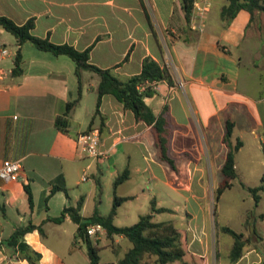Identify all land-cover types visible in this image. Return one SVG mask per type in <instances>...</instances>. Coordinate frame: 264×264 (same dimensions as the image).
Here are the masks:
<instances>
[{
	"label": "crops",
	"instance_id": "0c3cea01",
	"mask_svg": "<svg viewBox=\"0 0 264 264\" xmlns=\"http://www.w3.org/2000/svg\"><path fill=\"white\" fill-rule=\"evenodd\" d=\"M195 2L186 21L181 0H0L1 15L18 24L32 20L34 36L78 50L89 48V62L109 69L119 80L139 73L145 58L167 67L172 82L158 80L144 101L155 117L167 107L168 155L174 162L171 167L160 159L153 124L137 121L112 95L101 98L99 116L93 117L94 107L88 118H80L86 95L82 86L87 83L96 91L100 78L94 71L81 70L78 80L68 56L25 42L20 47L21 71L14 73L16 39L0 28V49H7L0 55V165L6 159L19 160L26 178L0 180L2 237L16 226H40L42 233L34 228L24 239L41 254L42 264H88L84 243L75 239L78 225L69 214L60 222L47 218L60 216L64 207L76 206L80 198L81 216L89 217L95 210L107 215L100 210L104 186L114 192L115 177L128 169V178L115 188L116 195L128 197L119 206L158 183L192 201L194 209L185 211L177 223L159 221L185 232L187 264H264V235L256 228L241 232L245 246L235 262L229 259L233 241L222 243L224 252H219L215 219L207 218L200 205L206 197L214 201L226 153L238 141L235 178L246 188L263 184L264 178L253 185L246 176L257 175L258 164L264 166V11L251 15L240 9L226 23L221 10L227 0ZM79 85V100L62 131L55 118L78 96ZM92 117L104 157L86 155L77 143ZM227 120L233 128L225 139ZM134 174L140 177L136 181ZM58 175L63 176L67 194L57 190L46 200ZM127 183L136 189L131 192ZM144 199L150 201V195ZM259 217L264 221V213ZM96 245L121 253L113 263L100 257L104 264H117L132 246L127 238L106 233ZM154 261L150 256L145 264ZM0 264L29 263L2 249Z\"/></svg>",
	"mask_w": 264,
	"mask_h": 264
},
{
	"label": "trees",
	"instance_id": "16d2710c",
	"mask_svg": "<svg viewBox=\"0 0 264 264\" xmlns=\"http://www.w3.org/2000/svg\"><path fill=\"white\" fill-rule=\"evenodd\" d=\"M195 0H181L185 12L186 21L189 20ZM240 9L247 10L251 15L255 11H264V0H227V4L221 10V17L229 23ZM0 28H3L14 35L17 44V51L14 57V73L21 71L22 56L20 47L23 43L29 42L34 47L42 51L52 52L54 55H66L75 63V73L79 80L81 70H91L99 75V83L97 85V100L94 116H99V104L104 95H112L117 101L122 103L124 108L131 110L137 121H143L146 124H153L156 136V146L159 151V157L162 161L174 167L173 159L168 155V140L170 136V128L167 124V107H164L160 115L155 117L151 109L146 105L144 97L153 93V89L148 86L144 91L138 90V85L144 81H158L166 80L168 83L172 82L171 74L167 67H161L157 62L151 58H145L142 62L139 73L128 77L126 80H119L109 69H101L89 62V48L78 50L68 44H56L49 41L48 38H40L34 36L31 32L33 28V21L27 20L23 24L14 22L7 16L0 14ZM81 86L79 85L78 96L66 102L65 109L62 116L55 118L54 124L62 131H66L67 118L72 109L76 106ZM91 118L88 130L93 129ZM233 122L227 120L224 138L228 139L232 133ZM240 141L230 148L225 157V161L221 168L222 179L216 189L214 190V201H216L222 192L232 185L233 179L236 177L234 170V154L240 145ZM129 176V170L124 169L118 174L113 181V202L111 209L107 215H101L97 210L89 217L80 215L81 198L78 200L76 206L64 207L62 213L58 217H49L48 220L54 222L62 221L65 213H68L72 221L77 223L75 239L84 243L89 262L88 264H104L100 261L99 248L91 240L86 233V227L90 224L99 223L106 229V235L113 237L114 235L127 238L132 246L124 254V256L117 262V264H145L147 257H155V264H171L174 261H181L187 264L184 260L186 254V235L181 229L176 228L169 222H155L152 220L155 212H162L167 210L164 207H156L155 201L151 200V212L140 215L139 219L131 225L117 226L113 223V217L116 214L117 207L128 197H121L115 194V188L122 183ZM263 180V177L261 178ZM254 197L255 202H258L260 195L259 191L264 189L263 184L260 183L254 187L247 188ZM57 190H62L67 194V189L64 184L62 175H58L51 184L48 195ZM26 193L30 205H32V195L29 188L26 186ZM34 228H38L42 233L40 226L28 224L26 226H16L14 230L6 237L0 235V250H9L11 254L17 258L25 259L29 264H42L40 262L41 254L32 248L24 239V235ZM216 228V226H215ZM221 231L230 234L233 237L229 259L235 262L243 254L245 240L241 232H236L228 226H220ZM75 240V241H76ZM262 264V263H261Z\"/></svg>",
	"mask_w": 264,
	"mask_h": 264
},
{
	"label": "rangeland",
	"instance_id": "374dc122",
	"mask_svg": "<svg viewBox=\"0 0 264 264\" xmlns=\"http://www.w3.org/2000/svg\"><path fill=\"white\" fill-rule=\"evenodd\" d=\"M82 90L86 95H84V100L82 107L78 111V116L86 119L90 111L95 107L97 92L87 83L83 84ZM97 120L99 121V118H97ZM138 159L141 161L140 157ZM138 159L136 160L138 161ZM258 171L257 175L252 174L246 176V180L249 179L247 181L253 183V185L258 181L260 182L261 178H264V166L258 164ZM215 177H218V175ZM133 178L134 181H136L140 177L134 174ZM215 185L216 183L214 186ZM131 186L132 192L137 186L131 185V183H127L126 185V187ZM149 187H151V190H145V192L139 191L137 197H133L124 202L123 205L117 207V214L113 217L115 225H131L139 219L140 215L151 212V199L155 201L156 207L168 209L154 213L152 220L157 222H176L177 220L185 218V211H190L195 207L192 201H187L186 194L181 191H178V194H176L162 183H158L155 189L153 185ZM258 194L261 195V198L258 202H255L253 194L243 185L239 178H235L232 181V185L226 188L216 201H211L209 197L200 200V205L202 207L201 212H203L207 218L211 217L215 219L214 230L216 231L214 232L216 233L215 239L218 244L219 252H224L222 243L225 241H233V237L230 234L219 229L220 226H228L236 232H242L244 234H249L252 228L253 230L256 228L260 234L264 235V221L259 217L261 213H264V191H259ZM146 195H150V201L144 199ZM109 199L113 202V191L111 188L108 189L104 186L102 203L100 204V210L103 214H108L111 209L112 205ZM94 243L96 244V242ZM99 251L101 261L108 263L115 262L121 256V253L118 254L117 252H113L110 247L102 248Z\"/></svg>",
	"mask_w": 264,
	"mask_h": 264
},
{
	"label": "built area",
	"instance_id": "2783aa9c",
	"mask_svg": "<svg viewBox=\"0 0 264 264\" xmlns=\"http://www.w3.org/2000/svg\"><path fill=\"white\" fill-rule=\"evenodd\" d=\"M6 53V48L0 49V55H5ZM156 82L157 81L155 80H146L138 85V90L144 91L148 86L154 89ZM262 142L264 143V138L262 139ZM77 143L79 144L81 150L90 157L97 158L104 157L106 155L104 150L101 148L100 132L98 128H93L91 130L80 133L77 136ZM25 179L26 178L23 173L22 165L19 160L6 159L1 163L0 180L24 181ZM86 233L92 241L97 242L100 236L106 233V229L101 224L94 223L86 227Z\"/></svg>",
	"mask_w": 264,
	"mask_h": 264
}]
</instances>
